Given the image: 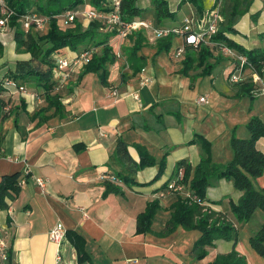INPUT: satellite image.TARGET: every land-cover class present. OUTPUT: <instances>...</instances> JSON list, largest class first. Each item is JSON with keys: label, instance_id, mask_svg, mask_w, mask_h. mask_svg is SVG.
Masks as SVG:
<instances>
[{"label": "crops", "instance_id": "obj_1", "mask_svg": "<svg viewBox=\"0 0 264 264\" xmlns=\"http://www.w3.org/2000/svg\"><path fill=\"white\" fill-rule=\"evenodd\" d=\"M167 1L175 16L162 26L180 27L185 17L200 14L191 2ZM239 1V10L246 11L235 24L237 33L228 36L247 49L264 50V0ZM218 2L226 10L233 4V0H202V5L206 11ZM138 5L150 8L152 0H138ZM82 7L84 4L79 6ZM141 32L145 37L146 32L148 36L151 33ZM11 36L14 39L12 33ZM178 39L181 36L174 37L171 48L162 52L157 51L158 40L146 41L139 52L145 55L146 64L142 71L133 74L127 52H122V42L127 39L111 37L119 56L109 65V86L102 83L98 73H86L84 67L77 69L65 85L55 83L52 94L60 97L61 110L48 107L44 88L34 80L23 82L27 92L4 95L9 105L4 111L7 116L0 118V188L8 180L19 179L16 187L6 191V207L0 209V223L8 221L12 227V264H79L77 251L68 239L61 247L50 240V230L57 223L86 238V249L96 264H177L176 257L165 258L160 248L173 243L174 237L186 230L179 227L167 237L156 235L168 219L175 199L173 193L159 197L161 187L170 182L179 160L188 159L193 167L200 163V146L190 141L196 133L212 140L207 129L215 116L214 109L222 107L230 112L239 103L235 95L239 87L230 82L229 76H224L227 83L222 80L223 75L235 70L232 60H223L207 79L197 78L191 88V77L180 72L186 53L180 59L174 55L177 48L184 46L182 38L183 44L174 48ZM60 53L72 56L76 52L63 48ZM21 56L17 59H31L30 53ZM9 66L0 68V73L8 72ZM45 68L44 72L48 71ZM245 73L250 77L252 70L247 68ZM5 77L1 75L0 79ZM57 78L53 73L54 81ZM203 84L208 86L198 96L197 89L201 90ZM113 89L118 90L117 97L111 95ZM202 96L207 97L204 103L199 102ZM259 97L264 98V94ZM174 111L181 113L182 120L172 114ZM159 114L163 115V126L156 119ZM236 115L232 116L235 125L239 121ZM250 118L247 116L245 122ZM222 129L215 128L218 134ZM243 137H249V131ZM119 138L127 143L129 156L120 153L113 157ZM75 144L85 148L77 150ZM135 145L145 146L157 163L137 169L141 158ZM258 147L264 152V137L258 140ZM212 152L218 164L225 165L233 158L231 144L226 158L216 155L213 149ZM165 155V172L152 185H128L121 180L118 185L122 194L106 192L103 175L120 172L138 182H149ZM38 177L46 181L44 189L37 184ZM225 182L224 178L216 180L207 189V206L217 213L230 211L221 204ZM243 193L238 190L235 195L240 197ZM154 199H160L162 210L153 232L137 234V216ZM231 244L232 241L220 239L211 248L218 255L229 252Z\"/></svg>", "mask_w": 264, "mask_h": 264}, {"label": "trees", "instance_id": "obj_2", "mask_svg": "<svg viewBox=\"0 0 264 264\" xmlns=\"http://www.w3.org/2000/svg\"><path fill=\"white\" fill-rule=\"evenodd\" d=\"M112 0H89V4L93 8L112 12L115 8L111 4ZM195 4L200 14L205 12L202 0H183L184 2ZM86 0H5V4L0 3V17L2 12H7L10 17L7 26L14 36L18 50L33 52L41 50L42 62L49 66L48 71L42 72L35 68H30L20 73L16 68L14 75H6L0 79V118L7 116L6 108L9 101L5 99V94H15L20 89L13 85H8V80L18 78L34 80L38 86H42L45 91V98L48 107H55L56 110L63 108L60 97L53 95L55 83L59 84L58 79L54 81L53 73L56 57L60 49L69 47L71 50L80 51L88 50L90 45L101 47V53H94L91 61L85 65L84 72H96L100 76L102 83L109 86V65L116 62L118 55L115 52V46L111 43V37L116 32L103 34L100 27L104 23L98 20L91 22L90 26L83 30L82 24L74 21L75 25L63 29L60 25V15L79 9ZM240 1L233 0L230 9H221L225 20L220 25V30L211 39V44H186V57L180 72L191 77V88L194 82L200 76L210 75L213 69L223 60H232L235 70L239 67V62L221 52V45L225 44L238 54L244 55L248 59L245 68H251L252 71L264 76V50L247 49L231 39L229 33H237L235 24L237 20L245 13V10H239ZM213 8V7H212ZM119 12L124 21H133L135 19H144L152 21L155 27L162 26L167 19H172L175 15L171 11L167 0H152L150 8H142L138 5V0H121ZM30 13H38L49 18L47 32L40 38L33 30H25L23 28L24 16ZM73 24V23H72ZM131 37L134 44L126 49L128 62L133 74L142 71L146 64L145 55L139 52L146 44V37L139 32ZM264 38V34L262 36ZM183 38V37H182ZM174 37L172 35L159 39L157 43V51L169 50L172 46ZM184 39V38H183ZM90 43V45H89ZM0 49L2 44L0 43ZM57 53V55H54ZM79 53V52H78ZM61 56V55H60ZM191 70H200L196 74L190 75ZM234 70V71H235ZM233 73V71L231 72ZM229 73V77L231 75ZM124 79V77H122ZM239 87L238 95H249L253 99L262 88L251 78L233 83ZM18 90V91H17ZM237 96V95H236ZM176 118L182 120L179 111L172 112ZM163 115H156L157 121L162 124ZM249 137L239 138L235 135L232 137L231 146L233 150V158L225 165L218 164L213 160L212 144L201 134L196 133L195 137L190 141L191 144H199L201 149V161L193 167L188 159H181L175 166V172L170 182L176 181V185H182L181 191L170 189L169 180L161 187L162 191L159 197H164L168 193H173L174 201L170 205L169 217L163 228L156 232L159 237H167L174 233L179 227L188 232L198 231L199 238L194 243L190 251V255L195 259H204L208 256V248L214 247L217 240L223 239L232 241L233 247L230 252L217 255L216 259L208 264H249L246 256L242 255L237 249L239 232L235 224L247 223L251 220L258 210L264 213V187L256 189L252 179H257L264 174V152L258 147V140L264 137V121L258 116H253L247 123ZM140 154V163L136 165L137 169H143L148 166H154L157 161L151 155L148 149L143 145H135ZM75 148L80 150L85 148L82 144H75ZM120 153L129 156L128 145L119 138L117 146L113 152V157H117ZM159 171L149 182H138L133 178L119 173L114 174L115 177L122 180L128 185L149 186L159 180L164 174L167 160L166 155L159 163ZM183 170V177L179 178V173ZM232 180L236 189L243 191V196L238 203L232 202L229 213L215 212L207 206V189L214 181L219 179ZM3 189L0 188V209L6 207L5 194L6 191L19 184V179L8 180ZM107 186L106 192L114 191L122 194V189L116 181L105 179ZM162 206L160 199L149 201L144 211L138 214L136 221V233L146 234L153 232V226L161 213ZM160 218V217H159ZM66 239H68L77 251V261L79 264H96L86 249V238L76 230H66ZM249 244L252 249L264 257V223L253 235L249 237ZM9 261L13 263L12 247L9 246Z\"/></svg>", "mask_w": 264, "mask_h": 264}, {"label": "rangeland", "instance_id": "obj_3", "mask_svg": "<svg viewBox=\"0 0 264 264\" xmlns=\"http://www.w3.org/2000/svg\"><path fill=\"white\" fill-rule=\"evenodd\" d=\"M88 3H89V0H86V2L84 3V7L79 8V9L78 8L74 9V11L80 10V13L76 17L75 21H78L79 23L82 24L83 30H86L90 26L91 22L94 21V20H92V21L86 20L85 16L82 14V12H84L86 9L93 8V6H91V5L89 7ZM60 25L63 27V29H66L68 27L74 26L75 22H73V24H71V25L65 26L60 21ZM100 31L103 34L112 33V32H110V29H107L104 26L100 27ZM141 31L146 32V30H141ZM141 31L134 32L133 34H131L127 38H125L127 40L122 42V52H125L127 48L131 47V46H129V44L132 43V41H133V39L131 37L133 36L134 38H136L135 35ZM33 32L36 35H38V37L41 38L47 32V27L43 30L34 29ZM171 35L173 37H177L176 34H171ZM151 37H153L152 33H150V36H148L147 32H146V39H147L146 41H148L149 43H152L153 41L151 40ZM128 40H131V41H128ZM155 41H157V40H155ZM0 43L2 44V49H0V68H4L8 65H11V66H9L10 68L7 69L8 72L6 71L5 73H2V74L0 73V78H1V75L9 76L8 73H10V76L14 75L13 71H15L16 68H18L20 73L25 72L30 68H35V69L40 70L42 72H44V70L46 69L45 67H47V69H49V66L47 64H45L44 62H42V54L39 53L41 50H35L34 51L35 54L33 55L32 54L33 52H27L24 50H18L17 49V44L14 41V39L12 38L11 32H10L8 27L0 28ZM177 44H181V45L183 44L182 37H181V39H178L174 42V48L177 47ZM89 45H90V43H89ZM146 46L151 47L150 45H146ZM65 48H69V47L67 46ZM81 49H79V51H78L79 53L82 52V51H80ZM88 50L93 51V54L94 53H99V54L101 53V47H94L93 45H90ZM71 51H73V50H71ZM75 52L76 51H74V53ZM24 53H30L31 59H29V60H18L17 57H22L21 55H23ZM75 54H73L72 56H68L65 54L63 55L60 52L58 53V55H62L65 57H74ZM56 55H57V53H56ZM53 56H54V54H53ZM11 68H13L14 70H12ZM198 71H200V70H198ZM208 76L209 75L200 76L199 78L207 79ZM224 76H229V73L223 75V77H222L223 78L222 80L225 81L223 83H227ZM12 80L16 82L18 89H20L19 93L27 92V88L23 84V82L28 81L27 79L18 78L17 80H14V79H12ZM206 83H209V82H206ZM207 86H208V84H203L201 86V90H200V88L197 89L198 96L200 95V92L204 93L203 90H205V87H207ZM263 94L264 93L259 94L255 97V99H253L249 95H238V93H235V95H237L236 98L239 99V103L236 106V107H238L237 109L235 107V109H232L230 112H227L222 107L220 109H218V108L214 109V115L215 116L213 118V121L211 122L212 124L209 125V128L207 130L210 132L209 134H211L212 140H210V141L212 144V149H213V151L216 152L215 153L216 155L221 154L222 155L221 157H223V158L227 157V153L229 152V144H231L233 135H235L239 138H245L243 136L245 134L247 135V133H248L247 123H246L248 121L245 122V120L247 119V116H251V118L253 116H258L262 121H264V98L259 97ZM236 110H238V112L234 113ZM234 114H237L236 119L239 120L238 124H240V125H238V124L235 125V123L233 122L232 116ZM218 127H223L220 134H218L215 130V128H218ZM228 135H229V137H228ZM212 154H213V152H212ZM252 182H253V185L256 189H260V188L264 187L263 186L264 185V176L257 178V179H252ZM223 190L226 193H225V196L221 199V204L223 206H225L226 208L228 207L227 209L231 208L232 202L238 203L239 200L243 196V195H241L240 197H237L235 195V193L238 192V190L235 188L234 182L232 180H227V184L225 182ZM263 223H264V213L262 212V210H258L249 222H247V223L241 222L240 224H235V226L237 227L238 232H239V240H238L237 249H238V247H240V250L239 249L238 250L241 252L242 255L246 256L249 264H264V257L257 254L249 244V237L251 235H253L256 231H258ZM198 233H199L198 231H192V232L185 231L183 234L178 233V235H176L174 237L173 243L165 245L164 247L162 246L160 248V252H164L165 258L175 259V257H176V263L177 264H205V263H209V262L214 261L217 257V255H215V253H216L215 248H211V247H210V249L208 248V252H209L208 256L204 259H195L190 255V251L193 248L194 243L200 237ZM217 246H218L219 250L220 249L222 250V244H219ZM232 247H233V242L228 247V250L231 251ZM189 248H190V251H188ZM152 250H155V249L151 248V251Z\"/></svg>", "mask_w": 264, "mask_h": 264}, {"label": "built area", "instance_id": "obj_4", "mask_svg": "<svg viewBox=\"0 0 264 264\" xmlns=\"http://www.w3.org/2000/svg\"><path fill=\"white\" fill-rule=\"evenodd\" d=\"M1 4H5V0H0ZM121 0H112L111 4L115 8L112 12H104L97 10L95 8H88L82 14L85 16L86 20H99L104 23V27L110 29V32H116L117 36L122 38H127L134 32L141 30H149L152 33L151 40H159L168 37L171 34H176L184 38L186 44H211V39L220 30V25L224 21V16L221 12V3L218 2L213 8L206 10L203 14L190 15L183 19L182 25L180 27H155L152 21L135 19L133 21H124L121 18L119 8ZM80 10H71L62 15H60V21L65 25H71L76 17L79 15ZM10 15L3 11L0 17V28L8 27V19ZM49 25V18L47 16L40 15L38 13H30L24 16L23 28L25 30L36 29L43 30ZM221 52L239 62V67L231 73L229 80L231 83H238L251 78L255 83H258L262 88L257 93H264V76L252 71V75L249 77L245 70V65L248 63L246 56L238 54L235 50L231 49L229 46L222 44ZM186 53V48L182 45L177 48L175 52V57L180 59ZM118 55V54H117ZM93 56V51L84 50L81 53H76L74 57L57 56L54 66V74L58 77L59 84L65 85L67 81L72 77L73 73L77 69L85 67ZM119 56V55H118ZM251 69V68H249ZM252 70V69H251ZM8 85H13L18 88L15 81L8 80ZM145 84V80L142 81V85ZM18 91V90H17ZM113 97L119 95L117 89H113L111 92ZM136 98H139V94L136 93ZM207 101L206 96H202L199 102L204 103ZM183 170L179 173V178L183 177ZM104 179H110L119 183V179L114 176V174L103 175ZM37 184L41 188L46 187V181L42 178H36ZM183 186L176 185V181L170 182V189L174 191L183 190ZM12 237V227L11 223L5 221L0 223V264H8L9 261V246ZM50 240L55 243L58 247H61L66 240V229L62 223H57L51 230L49 234ZM60 260V255L58 256Z\"/></svg>", "mask_w": 264, "mask_h": 264}]
</instances>
